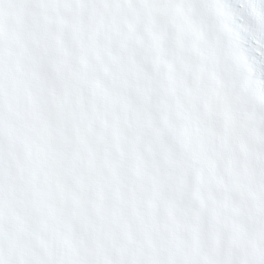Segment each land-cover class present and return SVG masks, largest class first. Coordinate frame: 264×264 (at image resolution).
<instances>
[{
  "label": "snow or ice",
  "instance_id": "1",
  "mask_svg": "<svg viewBox=\"0 0 264 264\" xmlns=\"http://www.w3.org/2000/svg\"><path fill=\"white\" fill-rule=\"evenodd\" d=\"M0 264H264V0H0Z\"/></svg>",
  "mask_w": 264,
  "mask_h": 264
}]
</instances>
